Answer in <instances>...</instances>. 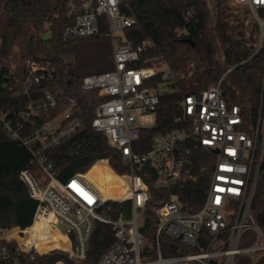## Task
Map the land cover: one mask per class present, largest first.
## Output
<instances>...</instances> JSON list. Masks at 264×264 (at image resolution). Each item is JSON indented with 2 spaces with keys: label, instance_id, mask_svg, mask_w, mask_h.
<instances>
[{
  "label": "built area",
  "instance_id": "built-area-1",
  "mask_svg": "<svg viewBox=\"0 0 264 264\" xmlns=\"http://www.w3.org/2000/svg\"><path fill=\"white\" fill-rule=\"evenodd\" d=\"M127 1L68 0L73 23L63 33L65 38L91 37L107 27L114 67L86 74L81 88L98 90L103 97L94 108L92 126L121 150L128 170L116 176L123 181L125 194L101 192L86 177L87 172L58 178L47 153L84 126L76 113V97L47 92L41 99L30 100L22 111L0 108V128L25 145L42 170L37 175L22 171L37 200L31 225L19 228L25 244L5 236L11 228L2 229L0 238L16 240L18 250L25 252L61 248L79 261L87 256L96 221L102 220L111 224L117 242L100 264H259L264 253L257 257L256 252L264 251V245L258 244L264 230L252 212V201L264 157V89L253 132L243 128L241 106L228 104L220 79L184 96L179 102L178 126L156 133L147 150L137 151L142 128L152 127L144 123L153 116L156 123L160 95L176 80L167 65H134L154 42L147 39L134 44L125 38V29L136 23V17L123 8ZM231 2L249 8L259 27L258 49L264 50V0ZM26 72L25 80L17 82L18 93L56 77L49 60H27ZM158 76L161 80L155 81ZM63 103L68 108L58 113ZM43 118L47 119L42 123ZM57 118L61 119L53 127L51 122ZM194 183L201 188L199 200L188 189ZM172 187L186 193V202L178 191L155 207L157 226L147 246L149 231L144 221L151 189ZM108 200L127 201L129 208L114 217L104 209ZM60 234L66 238L65 246L50 245ZM41 242L47 243L46 249L40 248ZM4 254L1 250L0 255Z\"/></svg>",
  "mask_w": 264,
  "mask_h": 264
},
{
  "label": "trees",
  "instance_id": "trees-1",
  "mask_svg": "<svg viewBox=\"0 0 264 264\" xmlns=\"http://www.w3.org/2000/svg\"><path fill=\"white\" fill-rule=\"evenodd\" d=\"M123 8L136 17V23L125 29V38L134 44L147 39L154 42L134 65L159 68L166 63L176 80L170 84L169 91L160 95L156 123L142 128L135 144L137 151L147 150L156 133H166L178 126L179 102L184 96L208 88L220 79L228 104L241 106L243 128L255 131L264 89V50L258 49L259 27L254 18L249 21L246 15L234 14L230 0H129ZM72 23L68 0H0V108L22 111L30 100L41 99L47 92L56 97H76V113L82 117L84 126L47 153L58 178L66 180L76 173L87 172L93 165L105 167L107 163L115 172L125 173L128 166L121 150L109 143L105 133L92 126L94 108L103 97L98 90L81 88L86 74L114 67L111 49L106 50L105 46L94 42L107 38V27L96 36L65 38L63 33ZM40 59L53 63L55 79L18 93L17 82L25 80L27 75V60ZM160 80L161 76L155 79ZM67 108L63 103L58 113ZM101 159L107 163L99 161ZM23 170L33 175L42 173L29 149L0 128V232L11 228L5 236L25 244L26 237L20 236L18 227L31 225L37 200L31 196L22 177ZM188 189L195 199L203 197L198 183L189 185ZM178 191L186 202V193L180 188L151 189L145 229L154 231L157 226L155 207ZM105 193L109 194L107 190ZM123 208L128 209L129 202L108 200L104 205L105 211L114 217ZM252 212L263 219V226L264 157ZM116 242L111 224L102 220L96 221L87 256L79 261L59 249L48 253L21 251L16 240L0 238V251L5 250V254L0 255V264H57L59 261L100 264ZM46 244L38 245L46 249ZM49 244L65 246L66 238L57 235ZM259 264H264V257Z\"/></svg>",
  "mask_w": 264,
  "mask_h": 264
},
{
  "label": "rangeland",
  "instance_id": "rangeland-1",
  "mask_svg": "<svg viewBox=\"0 0 264 264\" xmlns=\"http://www.w3.org/2000/svg\"><path fill=\"white\" fill-rule=\"evenodd\" d=\"M230 5L232 7L233 13L236 15H246L248 20H252L253 16L251 15L249 9L247 8V6L245 5H235L231 2L230 0ZM94 42H97L98 44H101L103 47L105 46V49H111L112 54H113V43L111 38L107 37L105 39H95ZM112 62H114V60L112 59ZM167 65L166 63H162V67L166 68ZM61 118H57L54 119L51 122V125L53 127L57 126L58 121ZM144 124L148 125V126H154L155 124V119L154 116L151 119V121H147ZM97 163V162H96ZM95 163V164H96ZM96 165H93L86 173V177L103 193H105V191L107 190L108 193L110 194H115L118 196H122L125 194V188L123 187V181L121 180L120 177L115 175V171L112 170V168L110 167L109 164H107L105 167H94ZM263 230H264V225L262 226ZM149 231V238L146 242L147 246H150V238H152V230L148 229ZM259 245H264V238H262L259 243ZM53 249H57L56 247ZM61 251H64L63 249H59ZM67 254H69L67 251H64ZM264 253V251H257L256 252V256L260 257L262 254ZM70 255V254H69ZM57 264H65L63 261H59L57 262Z\"/></svg>",
  "mask_w": 264,
  "mask_h": 264
},
{
  "label": "water",
  "instance_id": "water-1",
  "mask_svg": "<svg viewBox=\"0 0 264 264\" xmlns=\"http://www.w3.org/2000/svg\"><path fill=\"white\" fill-rule=\"evenodd\" d=\"M259 220H260V223L263 224V219L261 217L259 218ZM63 228L65 229V227H63Z\"/></svg>",
  "mask_w": 264,
  "mask_h": 264
},
{
  "label": "crops",
  "instance_id": "crops-1",
  "mask_svg": "<svg viewBox=\"0 0 264 264\" xmlns=\"http://www.w3.org/2000/svg\"><path fill=\"white\" fill-rule=\"evenodd\" d=\"M99 162V161H98ZM107 163V162H106ZM108 164V163H107ZM111 167V166H110ZM112 168V167H111ZM112 170H113V168H112ZM115 175H116V172H115ZM16 228V227H15ZM18 228H20V227H18Z\"/></svg>",
  "mask_w": 264,
  "mask_h": 264
}]
</instances>
